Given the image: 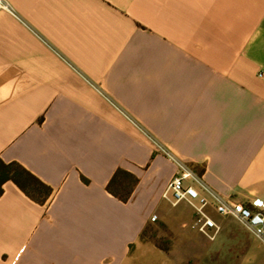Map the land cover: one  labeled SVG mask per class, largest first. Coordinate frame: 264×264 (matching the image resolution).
Returning <instances> with one entry per match:
<instances>
[{"label":"crops","instance_id":"obj_1","mask_svg":"<svg viewBox=\"0 0 264 264\" xmlns=\"http://www.w3.org/2000/svg\"><path fill=\"white\" fill-rule=\"evenodd\" d=\"M5 1L0 158L53 193L3 185L0 264H264L234 219L210 209L208 241L163 201L176 166L147 137L224 197L264 202V0ZM118 169L138 178L126 203L106 190ZM154 216L176 248L141 241Z\"/></svg>","mask_w":264,"mask_h":264},{"label":"built area","instance_id":"obj_2","mask_svg":"<svg viewBox=\"0 0 264 264\" xmlns=\"http://www.w3.org/2000/svg\"><path fill=\"white\" fill-rule=\"evenodd\" d=\"M0 10L13 13L5 0H0ZM264 80V73H258ZM146 135V134H145ZM155 150L176 166V173L162 194V199L171 207L184 204L193 213L192 228L209 239H214L220 231L219 225L210 215V209L216 214L230 217L238 222L256 240L264 245V202L255 199L248 206L235 202L216 192L204 177L195 172L188 164L173 155L167 148L147 136ZM156 220V216L152 217Z\"/></svg>","mask_w":264,"mask_h":264},{"label":"trees","instance_id":"obj_3","mask_svg":"<svg viewBox=\"0 0 264 264\" xmlns=\"http://www.w3.org/2000/svg\"><path fill=\"white\" fill-rule=\"evenodd\" d=\"M8 182L13 183L29 199L40 205H44L53 193L50 186L43 183L21 164L6 163L0 158V197L3 194V185ZM137 183L136 176L123 169H118L107 184L106 190L119 201L126 203ZM143 235L144 231L141 234V240Z\"/></svg>","mask_w":264,"mask_h":264},{"label":"rangeland","instance_id":"obj_4","mask_svg":"<svg viewBox=\"0 0 264 264\" xmlns=\"http://www.w3.org/2000/svg\"><path fill=\"white\" fill-rule=\"evenodd\" d=\"M178 208L184 209L185 211H188V213L192 214L191 210L184 205H181ZM193 220L194 218H192V224ZM177 235V228L175 226H168L160 219H156L144 230V235L141 241L143 243H150L157 249L170 250L176 248L178 240ZM201 237L208 241L213 240L206 238L203 235H201Z\"/></svg>","mask_w":264,"mask_h":264}]
</instances>
